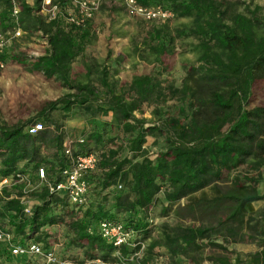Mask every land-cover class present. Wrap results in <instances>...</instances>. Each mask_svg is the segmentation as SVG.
Segmentation results:
<instances>
[{
	"label": "trees",
	"instance_id": "16d2710c",
	"mask_svg": "<svg viewBox=\"0 0 264 264\" xmlns=\"http://www.w3.org/2000/svg\"><path fill=\"white\" fill-rule=\"evenodd\" d=\"M39 1L28 4L19 0L21 30L40 37L39 32L47 35L43 54L28 60V71L55 77L68 91L54 100L40 102L39 120L0 125V174L11 173L21 161L45 164L41 148L49 146L55 149L54 154L59 153L56 162H48L50 177L56 173V166L64 165L62 130L53 132L47 126L54 123L50 115L58 108L68 113L79 106L93 114H110L126 139L116 144L115 139L109 138L110 145L102 131L93 130L82 143L74 144V154L99 153L96 169L86 177L91 185L89 203L79 212L66 198L41 188L31 194L37 203L32 214L26 216L19 201L18 185L3 189L0 217L17 234L33 236L43 244H49L52 236L47 227L63 225V247L79 248L88 259L119 258L111 243L97 233L87 232L88 228L96 229L100 221L110 220L133 231L134 241L145 242L141 257L128 264H153V259L161 254L160 248L169 256L166 264H177L178 256L194 262V252L198 253L203 246L220 251L208 256L212 264H264V212L255 216L246 210L248 202L264 198L250 183L255 180L232 176L228 186H216L225 173L243 164L255 170L264 165V94L259 96L256 90L259 83L264 84V34L255 32L260 23V7L256 5L248 11V16L228 13L218 0H137L142 6L167 9L175 18H190L187 30L177 34L197 37L200 63L189 68L180 87L158 90L159 84L151 76L138 75L117 89L102 76L99 81L104 90L98 94L90 82H74L70 77L72 62L82 54L91 37L92 21L82 29H65L61 18L46 21L37 13ZM60 2L65 6L68 0ZM0 5V32H7L13 27L12 2L0 0ZM152 31L154 38L167 40L150 46L157 56L162 55L167 45L173 44L174 36L161 27ZM15 45L12 42L11 47ZM4 52L2 58L8 51ZM12 55L26 60V55ZM167 93L179 100L175 111L162 114L154 108L153 113L158 116L154 124L136 116L152 97L165 102ZM33 121H42L45 129L29 135L24 128ZM157 135L163 138L164 147L151 157L144 144L147 136ZM213 184L215 195L192 197L180 204L191 193ZM161 191L167 206L176 205L175 214L180 219L194 222H162L155 226L150 213ZM153 232L156 235L151 237ZM250 239L255 240L257 249L248 254V262L227 247L229 243ZM137 249L138 246H121L119 256L127 258ZM0 256L5 262L10 261L1 246Z\"/></svg>",
	"mask_w": 264,
	"mask_h": 264
},
{
	"label": "rangeland",
	"instance_id": "374dc122",
	"mask_svg": "<svg viewBox=\"0 0 264 264\" xmlns=\"http://www.w3.org/2000/svg\"><path fill=\"white\" fill-rule=\"evenodd\" d=\"M218 1L222 3V7L228 13L235 11L248 16H250L248 11L253 10L256 5L259 6L260 9L257 14L260 23L256 24L255 32L257 35L264 34V0ZM28 4L33 3L30 1ZM1 10L2 6L0 5V12ZM91 24L93 29L91 37L85 42L82 54L72 62L70 77L74 82H90L96 86L98 94L104 90L99 81L102 76H105L107 82L114 84L117 89L120 86H125L133 77L138 75L151 76L153 81L159 84L158 90H167L168 86L180 87L189 68L196 67L200 63V52L196 49L197 37L185 36L184 34L179 36L177 34L179 30L184 32L187 30L191 25L190 18L172 17L165 21H145L128 15L124 0H103L95 12ZM155 27H161L171 36H174L173 44L171 46L168 44L166 52L158 56L150 49V46H159L167 40L165 37H153L152 30ZM2 29L0 26V31ZM42 41L39 35L23 32L21 37L12 41L16 44L15 46L11 47L10 45L6 48L8 52L3 57L5 65L0 68V125L11 126L29 119L39 120L40 102L54 100L68 91L61 80L55 77L47 78L41 73L28 71L27 62L32 59L31 57H34L33 52L44 50ZM19 53L26 55V60L21 61L18 60V57H12V54ZM256 90L259 96L261 93L264 94V84L259 83ZM165 100L164 102V99L152 97L135 113L136 116L145 118L147 124H154L158 118L153 113L154 108L164 114L166 111H175V107L180 104L176 97L171 98L168 93ZM50 117L54 123L47 125L48 128L53 132L62 130L64 137H69L74 141L80 137L85 139L93 130L102 131L105 142L110 145L112 142L109 138L115 139L116 144L124 142L126 139V135L111 121L110 114H93L83 107L74 106L68 113L58 108L51 112ZM144 147L148 154L153 157L157 151L164 147L163 138L159 135L147 136ZM124 152L123 150L122 153ZM54 153L55 149L51 146L41 148V156L47 161L45 164H49V161L56 162L58 160L59 153L57 152V155ZM28 164L31 165L33 162ZM232 176L251 177L255 182L250 183L259 194L264 195V165L255 170L251 166L243 164L231 172L225 173L223 178L216 183V186H228ZM215 193L216 189L213 184L191 193L188 198L182 199L180 204L192 197H211ZM14 194L15 191L12 195ZM175 207L176 205L167 206L163 191L159 192L150 213L151 222L155 226L162 222L170 224L194 222L180 219L175 214ZM246 210L247 213L255 216L259 211L264 212V198L248 202ZM47 230L52 232L49 244L62 243L61 246L56 247L62 257L79 263L97 264L94 259L85 258L81 249L63 247L65 241V227L63 225L50 226L47 227ZM155 235L156 233L153 232L151 237ZM227 247L246 262H248V254L257 249L255 240L252 239L229 243ZM159 250L161 254L155 257L152 262L153 264H166L169 256L163 248ZM219 253L218 249L203 246L198 253L194 252V262L185 256H178L177 264H212L208 256ZM231 257L233 261L235 254ZM89 260L94 261L88 262ZM4 263L5 260L0 256V264Z\"/></svg>",
	"mask_w": 264,
	"mask_h": 264
},
{
	"label": "built area",
	"instance_id": "2783aa9c",
	"mask_svg": "<svg viewBox=\"0 0 264 264\" xmlns=\"http://www.w3.org/2000/svg\"><path fill=\"white\" fill-rule=\"evenodd\" d=\"M20 1L34 2V0ZM102 1L68 0L64 6L60 0H40L37 13L46 21L61 18L65 29H82L92 21ZM11 2L10 20L13 27L10 31L0 32V55L12 44L15 38L23 34L18 20L19 0H11ZM124 6L128 15L145 21H165L173 17V13L167 9L160 6H142L138 4L137 0H124ZM39 34L45 49L47 35H42L40 32ZM42 54L43 51L33 52L34 57ZM4 65L5 61L0 56V68H3ZM43 129H45V125L42 121H33L25 126L24 131L29 135H36ZM82 142V137L75 141L69 137H64L61 152L65 162L63 166L55 167L56 173L51 177L48 173V164L30 165L26 161L19 162L11 173L0 174V208L3 189L9 190L18 185L21 186L19 201L22 212L26 216L32 214L33 206L37 203L31 194L41 188H45L48 193L66 198L70 206L78 212L85 208L89 203L91 187L86 177L96 169L99 153L93 151L85 154H74L73 145ZM116 188L120 189L121 185L117 184ZM87 232L89 234L97 233L111 243L116 248L114 255L119 257L113 261L94 259L97 264H128L130 260L140 258L145 248V242L134 241L133 231L126 229L121 222L102 220L96 229L88 228ZM61 245V242L53 245L43 244L34 238H26L23 234H17L14 228L10 227L0 217V246L10 258V261H6L4 264H84L62 257L56 248ZM124 245L138 246V249L129 253L127 258H121L118 250Z\"/></svg>",
	"mask_w": 264,
	"mask_h": 264
}]
</instances>
